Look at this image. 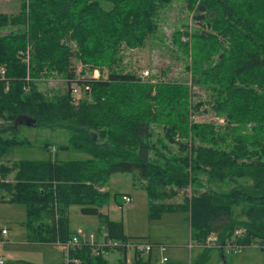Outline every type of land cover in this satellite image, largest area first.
<instances>
[{
	"label": "trees",
	"instance_id": "trees-1",
	"mask_svg": "<svg viewBox=\"0 0 264 264\" xmlns=\"http://www.w3.org/2000/svg\"><path fill=\"white\" fill-rule=\"evenodd\" d=\"M19 1L18 14H0V28L11 29L0 36V67L5 70L0 79V202L25 207L27 243H67L73 235L70 206L96 217L108 239L133 240L124 234L122 222L99 212L107 203V193L99 188L104 189L110 175L129 173L147 195L150 221L164 213H186L195 244L213 235L220 251L264 250V0H187L202 29L192 36H173V43L185 50L188 43L181 39L192 37L191 87L211 92L208 105L223 116V127L191 121L192 112L204 104L193 105L186 86L151 84L118 72L121 47H144L157 29L159 8L170 0H100L110 5L108 10L95 0ZM72 59L89 71L105 69L106 78L74 75ZM52 74L63 76L68 89L48 100L34 82ZM72 87L84 98L75 101ZM20 117L34 119V127L63 132L65 143L56 152L74 151L86 158L5 164L13 149L28 144L17 135ZM153 126L161 128L177 153L163 145L166 157L150 144ZM200 176L234 186L227 192L202 191L179 203L165 201L176 196L173 188L199 189ZM238 229L243 233L234 236ZM1 236L0 231V241ZM210 250L203 248L190 264H205ZM119 253L124 264L125 251ZM146 257L133 263L156 264L151 255ZM67 259L66 264H108L88 247L70 250Z\"/></svg>",
	"mask_w": 264,
	"mask_h": 264
},
{
	"label": "rangeland",
	"instance_id": "rangeland-1",
	"mask_svg": "<svg viewBox=\"0 0 264 264\" xmlns=\"http://www.w3.org/2000/svg\"><path fill=\"white\" fill-rule=\"evenodd\" d=\"M97 1L104 10L110 5L100 0ZM19 0H0V14L15 16L19 13ZM156 24L155 33L150 36L144 47L129 49L121 47L118 54V72L134 74L142 82L155 84L158 82L168 84H181L191 90L192 104L199 102L204 104L196 112H192L191 121L199 124H212L216 127H223L225 120L223 116L216 115L208 105L212 101L211 92L202 87H191V39L183 37L182 42L188 43V49L175 45L173 36L176 32H188L189 35L200 31L201 25L194 17V11L189 10L187 0H170L169 4L161 6L154 18ZM10 28H0V36L7 34ZM192 36V35H191ZM72 48L74 44L71 43ZM217 60L213 57L211 63ZM71 68L74 75L86 78H106V70H88L76 59H72ZM96 72V73H95ZM147 72V75H144ZM94 75V76H93ZM34 84L37 90L48 100L58 97L67 92L65 78L56 74L49 77L37 79ZM75 101L84 98L80 93L74 97ZM17 135L20 140L28 142L24 147L15 148L6 157L9 162L18 161H46L49 159L58 160H81L86 158L84 154L74 151L56 152L58 145L65 143L66 135L60 131H49L46 128L17 126ZM252 127L249 123L248 128ZM227 143V142H226ZM48 144L51 148L44 149ZM150 144L164 154L163 145L172 153H177L175 145H169L163 137L161 128L152 127ZM226 150L224 145L217 147ZM167 157V156H166ZM150 158L156 159L153 152ZM135 175L129 173H114L110 175L104 190L107 193V203L101 208L103 214L109 219L122 222L124 232L129 237L144 240L153 246L151 258L160 260L166 258L170 264H190L199 256L204 244L198 245L190 239L188 215L186 213H164L157 221L148 219V200L145 191L134 185ZM201 186L199 189H191L190 186L183 190L173 188L177 194L175 197L165 200L179 203L184 199L199 194L202 191L213 190L227 192L234 184L230 182H211L206 176H200ZM237 184H244L238 180ZM138 185V184H137ZM170 190V189H167ZM127 193L131 201L125 203L121 195ZM117 195L115 199L114 196ZM26 220L25 207L20 204L0 202V229H5L8 235L2 236L0 241V259L5 261L24 260L36 264H66L65 252L59 245L29 244L26 241L27 230L22 225ZM100 223L96 217L81 215L78 206L68 208V229L74 233L82 230L86 234H98ZM161 247L163 250L161 251ZM131 255V254H130ZM147 256V255H146ZM144 256V258L146 257ZM121 254L117 251L110 252L106 257L108 264H120ZM120 258V259H119ZM131 258V256H130ZM147 258V257H146ZM119 259V260H118ZM205 264H264V250L257 246H250L242 249L211 248L208 260Z\"/></svg>",
	"mask_w": 264,
	"mask_h": 264
},
{
	"label": "built area",
	"instance_id": "built-area-1",
	"mask_svg": "<svg viewBox=\"0 0 264 264\" xmlns=\"http://www.w3.org/2000/svg\"><path fill=\"white\" fill-rule=\"evenodd\" d=\"M4 75H5V70L4 68L0 67V79L3 78ZM144 75H147V72H145ZM92 79H97V78H92ZM79 93L80 92L77 87H72L73 97H77ZM53 149L54 148H52V150ZM99 191L102 192L104 191V189L99 188ZM122 201L125 203H130L131 198L128 195H123ZM242 233L243 230L238 229L234 232V236H239ZM6 234H7L6 230L4 229L1 230L2 236H6ZM58 245H60L63 251L65 252L66 263L68 261L67 253L70 250L79 249L81 247H88L92 255L103 258H106L110 252L113 251L119 252V250H124L125 251V253L123 254L124 264H134L133 263L134 259L140 256L144 257L146 255L147 256L151 255V250L153 248L152 245L141 239H137L135 241L129 240L126 243L108 239L106 233L103 230L99 231L98 234H94V233L86 234L82 230H77L73 233L71 239L67 243L58 244ZM204 247L206 248L215 247V237L213 235L207 238L206 243H204ZM225 249L231 250V248L229 247H226ZM162 250L163 248L161 247V251ZM151 260L156 264H164L165 262H167L166 258L164 257L161 258L160 260L152 259V258ZM3 263L4 262L0 259V264Z\"/></svg>",
	"mask_w": 264,
	"mask_h": 264
},
{
	"label": "water",
	"instance_id": "water-1",
	"mask_svg": "<svg viewBox=\"0 0 264 264\" xmlns=\"http://www.w3.org/2000/svg\"><path fill=\"white\" fill-rule=\"evenodd\" d=\"M26 126V127H34L35 126V120L30 117H20L17 119L15 123L16 126Z\"/></svg>",
	"mask_w": 264,
	"mask_h": 264
},
{
	"label": "crops",
	"instance_id": "crops-1",
	"mask_svg": "<svg viewBox=\"0 0 264 264\" xmlns=\"http://www.w3.org/2000/svg\"><path fill=\"white\" fill-rule=\"evenodd\" d=\"M53 147H54V146H51L50 148L52 149ZM54 152H55V151H54ZM6 159H7V158H6ZM6 159H4L3 162H4L5 164H10L11 162H9V161L6 160ZM123 195H128V194L125 193V194H123ZM128 196H129V195H128ZM129 197H130V196H129ZM99 212H100L101 214H103L102 211H101V209H99ZM103 215H106V214H103ZM106 216H107V215H106ZM107 217H108V216H107ZM110 220H111V219H110ZM112 221H113V220H112ZM115 222H116V221H115ZM100 229L103 230L102 226H100ZM1 230H3V229H0V231H1ZM4 230H5V229H4ZM101 230H100V231H101ZM6 232H7V231H6ZM124 234H125V232H124ZM7 235H8V232H7L6 236H7ZM125 235H126V234H125ZM6 236H5V237H6ZM126 236H128V235H126ZM1 238L3 239L2 236H1ZM131 238H137V237H131ZM1 241H2V240H1ZM49 245H50V244H49ZM52 245H54V246H55V245L59 246L58 244H52ZM106 260H107V258H106ZM118 260H119V259H118ZM2 261L5 262V260H3V259H2ZM107 261H108V260H107ZM31 263H32V262H31ZM34 264H36V263H34Z\"/></svg>",
	"mask_w": 264,
	"mask_h": 264
}]
</instances>
